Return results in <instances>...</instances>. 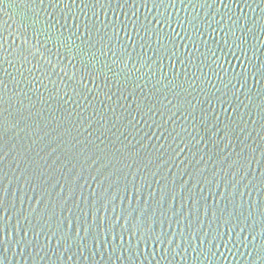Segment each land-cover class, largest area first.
<instances>
[{"label": "water", "instance_id": "95a60500", "mask_svg": "<svg viewBox=\"0 0 264 264\" xmlns=\"http://www.w3.org/2000/svg\"><path fill=\"white\" fill-rule=\"evenodd\" d=\"M0 264H264V0H0Z\"/></svg>", "mask_w": 264, "mask_h": 264}]
</instances>
